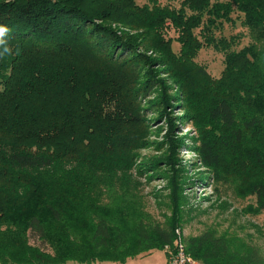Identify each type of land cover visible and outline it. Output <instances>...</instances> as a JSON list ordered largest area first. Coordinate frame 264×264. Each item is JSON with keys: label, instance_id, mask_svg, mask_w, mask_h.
Returning a JSON list of instances; mask_svg holds the SVG:
<instances>
[{"label": "trees", "instance_id": "obj_1", "mask_svg": "<svg viewBox=\"0 0 264 264\" xmlns=\"http://www.w3.org/2000/svg\"><path fill=\"white\" fill-rule=\"evenodd\" d=\"M224 22L235 26L229 37L215 34ZM110 24L140 31L132 37ZM0 26L8 29L0 37V264L124 262L172 244L171 224L139 231L137 248L114 239L104 216H88L78 235L58 225L64 196L76 190L68 193L74 185L64 175L80 165L126 166L139 143L135 78L155 61L142 50L159 54L201 115L195 150L223 194L234 187L253 198L255 215L264 212V0H181L177 8L158 0H0ZM204 45L223 53L218 77L194 60ZM252 238L215 227L185 244L202 264H264Z\"/></svg>", "mask_w": 264, "mask_h": 264}, {"label": "rangeland", "instance_id": "obj_2", "mask_svg": "<svg viewBox=\"0 0 264 264\" xmlns=\"http://www.w3.org/2000/svg\"><path fill=\"white\" fill-rule=\"evenodd\" d=\"M158 1L176 8L181 2ZM137 2L144 4L149 0ZM232 15L235 17L234 13ZM235 24L240 29L239 20ZM110 26L132 37L140 31L115 24ZM235 26L224 22L215 34L229 37ZM166 35L174 38L176 33L169 29ZM246 42L247 38L241 40V43ZM172 48L178 52L179 44L173 41ZM142 53L155 61L139 67L135 78L142 127L139 143L132 149L126 166L101 172L80 165L73 167L70 175H64L73 177H63L64 185H74L68 193L74 187L76 190L64 196L68 201L62 200V221L58 225L78 235L84 231L88 216H104L114 230V239L121 237L122 244L135 248L136 238L140 239L139 231L150 234L157 227L166 228L171 224L174 232L178 229L180 236L187 240L216 227L218 232L228 229L247 237L253 236L248 239L251 251L256 248L264 256V212L255 215L253 198L234 193V187L223 194L224 186L215 180L213 170L201 162L195 150L204 138L195 122L201 115L195 113L193 105L182 95L169 68L159 61V54L144 50ZM223 59V53L212 45H204L194 58L211 77L220 75ZM164 85L168 87L163 88ZM122 167L124 170H120ZM84 174L88 175V181ZM229 181L238 186L239 177L234 175ZM136 232L138 235L135 236ZM29 235L33 244L50 251L35 234L31 232ZM153 240L154 237H148L144 242ZM97 262L102 261L94 263Z\"/></svg>", "mask_w": 264, "mask_h": 264}, {"label": "built area", "instance_id": "obj_3", "mask_svg": "<svg viewBox=\"0 0 264 264\" xmlns=\"http://www.w3.org/2000/svg\"><path fill=\"white\" fill-rule=\"evenodd\" d=\"M175 238L171 245H166L164 251L167 257L166 264H202L194 258L186 249L185 240L180 236L178 229H175Z\"/></svg>", "mask_w": 264, "mask_h": 264}, {"label": "crops", "instance_id": "obj_4", "mask_svg": "<svg viewBox=\"0 0 264 264\" xmlns=\"http://www.w3.org/2000/svg\"><path fill=\"white\" fill-rule=\"evenodd\" d=\"M246 38V37H243ZM70 263H77V264H86V263H79L76 261H69L66 264ZM167 257L165 251L162 249H153L147 252L140 253L133 257H128L124 262L119 261H102L97 263L91 264H166Z\"/></svg>", "mask_w": 264, "mask_h": 264}, {"label": "clouds", "instance_id": "obj_5", "mask_svg": "<svg viewBox=\"0 0 264 264\" xmlns=\"http://www.w3.org/2000/svg\"><path fill=\"white\" fill-rule=\"evenodd\" d=\"M8 32V29L5 26H0V37H3L5 33ZM0 43H3L2 40H0ZM9 49L7 47L4 48V53H8ZM2 55V53H0Z\"/></svg>", "mask_w": 264, "mask_h": 264}]
</instances>
